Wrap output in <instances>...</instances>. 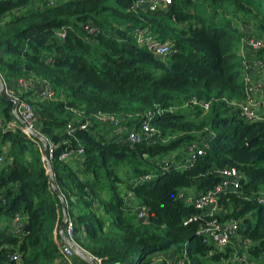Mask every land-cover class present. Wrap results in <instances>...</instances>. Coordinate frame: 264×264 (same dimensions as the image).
I'll return each mask as SVG.
<instances>
[{
	"label": "trees",
	"instance_id": "16d2710c",
	"mask_svg": "<svg viewBox=\"0 0 264 264\" xmlns=\"http://www.w3.org/2000/svg\"><path fill=\"white\" fill-rule=\"evenodd\" d=\"M138 2L0 0L2 81L44 80L56 92L52 102L28 100L39 132L58 146L52 171L77 241L104 264H152L163 253L171 258L159 264H264V120L241 119L232 105L245 98L234 50L249 27L264 37V0H173L155 11ZM140 30L172 45L165 59L138 45ZM256 57L264 63V41ZM76 112L90 117L87 129ZM99 114L134 130L150 120L158 134L131 146L95 121ZM79 147L82 164L60 160ZM193 147L195 159L187 162ZM1 158L0 264H65L62 200L42 144L21 132L12 103L0 94ZM226 168L238 171L241 185L218 196L219 214L188 202L213 191ZM214 221L239 223L223 249L200 233Z\"/></svg>",
	"mask_w": 264,
	"mask_h": 264
},
{
	"label": "built area",
	"instance_id": "2783aa9c",
	"mask_svg": "<svg viewBox=\"0 0 264 264\" xmlns=\"http://www.w3.org/2000/svg\"><path fill=\"white\" fill-rule=\"evenodd\" d=\"M173 0H139L137 8L142 6L147 11H155L159 6H167L172 3ZM50 4H54V0H50ZM240 45V56L243 62L244 71V91L245 98L242 101L233 103L239 110L241 119L248 122H254L258 120H264V100L259 98L258 92H262L261 84L256 82V78L264 74V63L258 60L256 54L263 48V42H261L256 36L252 34L251 27L247 28L244 32ZM66 32L60 34L61 38H65ZM136 39L138 45L142 48H146L149 52L155 56L165 59L172 49V45L169 42H161L153 37L147 30H140L136 33ZM33 83H26L25 81L15 82L13 86L4 84L5 92L8 97L18 103L16 109V120L19 124V129L28 138H36L40 141L43 148V141L37 137V135L44 138L49 149V158L51 163L54 158L57 145L47 140L37 128V114L33 105L28 99L39 100L41 102H52L56 99V92L52 86L44 80L35 79ZM261 89V90H260ZM26 95L27 98H26ZM244 101V102H243ZM242 102V103H241ZM191 105H199L205 111L209 110V104L193 101ZM79 119L84 120L81 129H87L90 125V120L85 113L76 112ZM98 123L107 125L111 128L112 136L116 139H122L131 146L139 145L143 142L154 139L158 134V131L152 126L150 120H145L139 130L129 129L124 125V119H120L115 115L99 114L93 116ZM69 135H73L75 128L71 124L68 126ZM44 150V149H43ZM193 157H189L187 162H192L195 159L194 154L197 153L195 147L189 149ZM84 150L79 147L77 149H67L60 155L61 161H71L74 159H80L83 163ZM45 160V157H44ZM2 162L3 159L1 158ZM222 176L221 183L211 192L202 194L194 200L189 199L188 202L194 203L196 208L205 212L210 216H215L221 212L218 196L225 192H237L241 185V176L238 171L232 168H226L218 171ZM133 193H129L127 198H132ZM183 197V196H181ZM260 203L264 204V198L260 200ZM139 218H145V209L139 208ZM64 216V215H63ZM13 229L15 232L21 230L20 217H16L12 221ZM239 229V223L231 221L225 225L219 224L214 221L208 225H203L200 228V233L205 237L206 242H210L216 245L218 248L223 249L230 245L234 238L237 237ZM65 237L60 246L62 261L65 264H104L101 259L92 256L89 252L85 251L77 241L76 235V223L75 219L67 213L65 217ZM82 250L84 253L90 255L93 263H87L79 258L76 254V250ZM19 260V257H15ZM76 259V260H75ZM75 260V261H74ZM244 259H242L243 261ZM175 264H188L185 259H178L174 261Z\"/></svg>",
	"mask_w": 264,
	"mask_h": 264
},
{
	"label": "water",
	"instance_id": "95a60500",
	"mask_svg": "<svg viewBox=\"0 0 264 264\" xmlns=\"http://www.w3.org/2000/svg\"><path fill=\"white\" fill-rule=\"evenodd\" d=\"M0 94L1 96L3 97V99H5L6 101L12 103L13 105V114L15 117H17L16 115V109L18 107V103L16 101H14L13 99H11L10 97L7 96L6 92H5V87H4V84H3V81L0 77ZM37 137L39 139H41L43 141V149H44V157H45V162L48 166V169H49V173H50V182H51V186L54 190V192L56 193V195L58 197L61 198L62 200V210H63V215H64V219L61 223V226H60V234L62 236V238L65 237L64 235V230H65V217L67 215V208H66V203L65 201L62 199V195L60 193V190L58 189L56 183H55V180H54V175H53V171H52V163H51V160L49 158V149H48V146H47V143L46 141L44 140L43 137L37 135ZM76 254L79 258H81L83 261L87 262V263H93V260L91 259L90 255L87 254V253H84L82 250H76Z\"/></svg>",
	"mask_w": 264,
	"mask_h": 264
},
{
	"label": "rangeland",
	"instance_id": "374dc122",
	"mask_svg": "<svg viewBox=\"0 0 264 264\" xmlns=\"http://www.w3.org/2000/svg\"><path fill=\"white\" fill-rule=\"evenodd\" d=\"M255 32V36L261 41L263 42L264 41V37H261L259 36V33L255 31V28L253 30ZM241 45V44H240ZM240 45H239V48H235V54L236 56L238 57L240 55ZM238 47V46H237ZM256 82H259L261 84V87L263 86L264 84V74L260 77H257ZM261 90V89H260ZM262 93V92H261ZM259 98H261L262 100L264 99V94H260V91L257 93ZM244 102V101H243ZM242 103V102H241ZM18 123V122H17ZM171 159L175 160L177 158L176 154H172L171 156ZM183 163V162H182ZM181 163V160H180V164ZM2 165V164H1ZM191 193V192H190ZM194 194V193H193ZM192 195V194H191ZM191 198H194L193 196H190ZM193 200V199H191ZM166 255V256H165ZM164 256H154L152 259H151V262L152 264H159L163 259H167L170 260L171 256L170 254H165ZM174 264V263H173Z\"/></svg>",
	"mask_w": 264,
	"mask_h": 264
},
{
	"label": "crops",
	"instance_id": "0c3cea01",
	"mask_svg": "<svg viewBox=\"0 0 264 264\" xmlns=\"http://www.w3.org/2000/svg\"><path fill=\"white\" fill-rule=\"evenodd\" d=\"M165 254H168V253H163V254H158V255H156V256H164ZM166 256V255H165ZM76 260V259H75ZM74 260V261H75Z\"/></svg>",
	"mask_w": 264,
	"mask_h": 264
}]
</instances>
